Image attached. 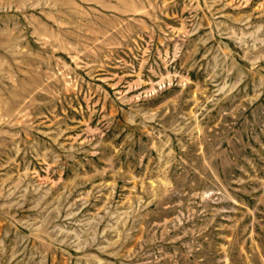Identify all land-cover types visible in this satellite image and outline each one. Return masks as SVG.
<instances>
[{
    "label": "rangeland",
    "instance_id": "374dc122",
    "mask_svg": "<svg viewBox=\"0 0 264 264\" xmlns=\"http://www.w3.org/2000/svg\"><path fill=\"white\" fill-rule=\"evenodd\" d=\"M0 264H264V0H0Z\"/></svg>",
    "mask_w": 264,
    "mask_h": 264
}]
</instances>
